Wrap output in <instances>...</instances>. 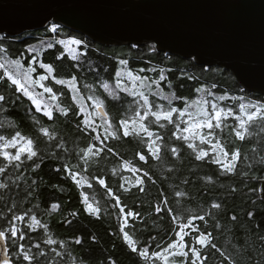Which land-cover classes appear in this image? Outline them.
I'll use <instances>...</instances> for the list:
<instances>
[{
  "label": "snow or ice",
  "instance_id": "snow-or-ice-1",
  "mask_svg": "<svg viewBox=\"0 0 264 264\" xmlns=\"http://www.w3.org/2000/svg\"><path fill=\"white\" fill-rule=\"evenodd\" d=\"M49 24L47 31L60 32L58 22ZM10 35L0 38V264H84L86 258L76 255L85 243L83 233L73 234L71 240H58L45 219L61 210L59 200L54 197L43 208L33 203L45 188L62 195V180L83 188L84 175L89 177L87 188L92 189L93 182L103 186L111 203L83 195L80 211L70 212L72 218L66 222L69 226L78 223L81 211L97 220L114 216L117 224L112 235L119 236L123 246L136 256L137 264H264V227L254 222L257 211L264 213V98L244 103L247 97L243 90L239 96H229L197 88L195 92L203 97L189 105L187 98L175 94L163 68L133 70L131 62L121 58L115 82H102L103 99L91 85H83L91 104L86 107L78 102V97L83 98L78 75L57 78L52 64L45 63L33 46L16 50L9 43L4 47ZM152 39L144 38L143 47L156 53L157 45L148 43ZM56 43L63 45L74 61H80V54L73 45L88 48L83 38ZM47 47L54 45L48 43ZM129 47H141V41L130 42ZM83 56L87 57L86 51ZM192 62L205 63L199 53ZM87 70L100 75L99 67L88 64ZM148 73L158 74V79ZM65 96L70 102L62 99ZM109 98L114 102L129 98L125 111L130 115L109 118ZM236 103L238 109L233 107ZM17 104L25 107L35 128L31 136L2 120ZM69 126L74 129L71 149L62 130ZM225 129L241 144L254 141L250 154L218 138V130L223 133ZM112 141L134 143L132 159L121 155ZM109 155L120 156L122 161L109 170L118 177L115 187L108 183L102 167ZM241 163L245 164L243 169ZM45 165L57 176L50 184L44 183L46 177L40 172ZM201 165L212 171L203 172ZM93 166L95 175L90 171ZM158 169L165 180L176 177L170 195L163 181V190L152 193ZM240 176L245 179L239 183L252 195L259 193L257 200L249 197L251 208L245 206L242 213L228 204L230 198H237L238 187L224 183ZM253 179L261 186L248 183ZM194 183L201 185L195 197L190 191ZM204 189L214 193L203 202L206 207L197 202ZM194 202L195 209L188 207ZM88 240L98 243V234L89 233Z\"/></svg>",
  "mask_w": 264,
  "mask_h": 264
},
{
  "label": "trees",
  "instance_id": "trees-1",
  "mask_svg": "<svg viewBox=\"0 0 264 264\" xmlns=\"http://www.w3.org/2000/svg\"><path fill=\"white\" fill-rule=\"evenodd\" d=\"M61 30L58 33H51L47 31L50 25L44 29H38L35 31L25 32L22 35L17 37L7 38L4 47H8L9 43L13 45L16 50H21L26 46H33L40 52V58L45 63H50L54 67V72L57 78L67 79L71 75H78V83L82 87L84 84H91L96 91L104 98L102 91V82L114 83V72L120 70L119 60L121 58L128 59L131 62V67L133 70L144 67H152L156 69L163 68L166 75L169 77V83L174 85L175 94L181 98H187L188 104L192 105L197 99L203 97V93L195 92L197 88H205L210 91H214L216 95L228 94L229 96H239L241 95V90L246 94V100L244 103L256 102L258 98H264V95L261 93L251 92L243 89L238 83L236 77L233 73L221 66H205V65H194L192 58H185L180 55L171 54L164 51H159L157 49L156 53H150L146 47H138L136 49H130L129 45H103L99 42L93 41L89 37L64 27L62 25ZM6 35L0 36V38L5 37ZM69 37L83 38L88 43V48L85 50L83 45L79 46L80 49V61H74L71 56H69L64 49L63 45H59L56 42ZM48 43H52L54 47L48 49ZM152 44V43H149ZM87 52V57L83 56L84 52ZM167 54V58L165 57ZM88 64H91L93 68L99 67L100 75L96 76L95 72H89L87 70ZM79 65V66H78ZM169 69L171 71H169ZM149 76H153L158 79V74L148 73ZM194 76L195 80H190L188 77ZM216 84L217 87L212 89L211 86ZM58 88L60 86H57ZM67 91L66 89H63ZM65 102H70V97L65 96L62 98ZM129 98H123L120 102L111 101L109 98L107 102V111L109 117L113 118L117 115L123 116L126 113L127 100ZM25 101V106L27 105ZM226 104H231V101H226ZM238 103L234 104L233 107L238 109ZM193 112H196V108L192 109ZM39 115V114H38ZM130 115V114H128ZM2 120L7 125H10L12 129L19 128V130L28 135H33L35 132L34 126L29 122V119L25 113V107L17 104L15 110H10L9 113L5 114L2 117ZM59 123V122H58ZM231 124L232 121H229ZM47 126V123H46ZM64 134L69 139L68 147L71 149L73 147L72 140L74 135V129L69 126V128H62ZM218 138H221L227 143H235L237 147H241L245 153L250 154V149L254 146V141H246L241 144L238 140L234 139V135L229 134L228 129H225L223 133L217 132ZM76 143L83 146V142L79 139L76 140ZM116 150L123 156L128 159H132L133 153L136 150L134 143H128L125 141L111 142ZM188 152H185L184 158H187ZM117 164H122L120 156L109 155L107 161L102 165L105 172L109 176L108 183L115 187L118 177L111 175L109 171L113 166ZM245 166L244 163L240 164V168L243 169ZM87 167V166H85ZM215 166H213L214 168ZM203 172H211L212 169L201 165ZM195 168L193 167V171ZM93 175L96 174V167L90 170ZM185 171H187V165H185ZM40 172L46 177L44 183L50 184L53 181L57 180V176L49 171V165H45ZM127 174V173H125ZM259 173H253V176L258 175ZM157 175L159 179L157 180L156 185L152 188L153 195L158 189L161 188V181H163L164 188L170 190L173 187V181L176 179L175 176H170L169 179H164V173L161 170H157ZM67 178H65L66 180ZM195 181V178H192ZM243 176L235 177L224 181L225 185L236 184L239 189L237 198L228 200L229 206H237V210L241 213L245 206L251 208V200H257L259 193L252 195L244 184L239 183V181L244 180ZM82 184L84 185L81 188L79 185H74V182H69L65 184V181H59L60 186L64 187L63 194L59 192H52L51 188H45L41 192L40 196L33 201V203H39L41 208L45 207L50 200L57 198L62 205V208L59 212H54L51 217H45L47 222L52 226L51 230L56 239H61L62 237L66 240H71L73 234L79 235L83 233L85 237V243L82 250L76 252V255H83L86 259L84 264H137V258L134 254H130L129 251L121 243L119 236L114 237L112 232L116 229L117 221L114 216L105 217L103 219L89 218L87 214L81 211L79 222L72 223L70 226L66 222L67 219H70V212L80 211V204L82 203L83 195H88L90 198L95 196L101 201V203H111L110 197H108L103 186H99L93 182L94 186L92 189L87 188L89 183V177L87 175L82 176ZM252 186L260 187L261 185L257 184L255 179L248 182ZM201 185L193 184L190 188L193 196L195 197L197 192H199ZM220 188V185H217V189ZM78 192L80 193L79 200L77 199ZM219 194V192L215 193ZM214 193L208 192L207 189H204L201 193L199 202L202 206H207L203 202L209 200ZM131 199L129 203H131ZM188 207L195 209V202L188 205ZM259 208L260 206L257 205ZM256 211V209H253ZM243 219V217H241ZM254 222H259L262 227H264V213L257 211ZM166 227V225H165ZM89 233L98 234L99 242L90 243L88 240ZM227 247V242L224 240L220 241ZM75 247V246H74Z\"/></svg>",
  "mask_w": 264,
  "mask_h": 264
},
{
  "label": "water",
  "instance_id": "water-1",
  "mask_svg": "<svg viewBox=\"0 0 264 264\" xmlns=\"http://www.w3.org/2000/svg\"><path fill=\"white\" fill-rule=\"evenodd\" d=\"M49 21L103 45L154 37L159 51L230 70L243 89L264 95V0H0V36Z\"/></svg>",
  "mask_w": 264,
  "mask_h": 264
},
{
  "label": "rangeland",
  "instance_id": "rangeland-1",
  "mask_svg": "<svg viewBox=\"0 0 264 264\" xmlns=\"http://www.w3.org/2000/svg\"><path fill=\"white\" fill-rule=\"evenodd\" d=\"M69 38H75V37H69ZM69 38H65V39H63V40H67V39H69ZM73 48H75L76 49V52H77V54H79L80 53V49H79V46H75V45H73L72 46ZM65 49V48H64ZM65 52L69 55V56H71L68 52H67V50L65 49ZM72 57V56H71ZM110 84H113V83H110ZM85 85V84H84ZM89 85V84H88ZM91 85V84H90ZM80 86V85H79ZM92 86V85H91ZM93 87V86H92ZM94 88V87H93ZM80 89H81V93H82V97L83 98H79L78 97V102H79V104H84V105H86V107H90L91 106V104H90V102H88L87 101V99H86V97H87V95L89 94L88 93V91H87V89H85L83 86L81 87L80 86ZM96 95L97 96H99L101 99H103V97L96 91ZM106 111H107V106H106ZM96 115H98V113H95ZM110 118V117H109Z\"/></svg>",
  "mask_w": 264,
  "mask_h": 264
}]
</instances>
